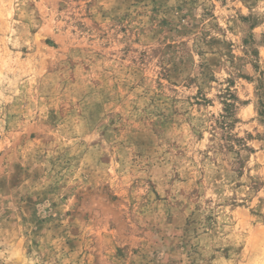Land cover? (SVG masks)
Instances as JSON below:
<instances>
[{
	"label": "rangeland",
	"instance_id": "rangeland-1",
	"mask_svg": "<svg viewBox=\"0 0 264 264\" xmlns=\"http://www.w3.org/2000/svg\"><path fill=\"white\" fill-rule=\"evenodd\" d=\"M0 264H264V0H0Z\"/></svg>",
	"mask_w": 264,
	"mask_h": 264
}]
</instances>
